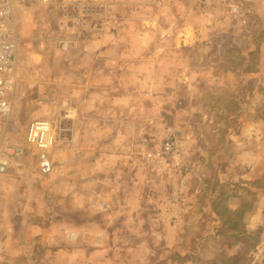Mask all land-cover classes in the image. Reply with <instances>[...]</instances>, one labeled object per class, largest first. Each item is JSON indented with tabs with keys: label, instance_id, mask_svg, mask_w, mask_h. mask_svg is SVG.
I'll return each instance as SVG.
<instances>
[{
	"label": "rangeland",
	"instance_id": "rangeland-1",
	"mask_svg": "<svg viewBox=\"0 0 264 264\" xmlns=\"http://www.w3.org/2000/svg\"><path fill=\"white\" fill-rule=\"evenodd\" d=\"M252 1L216 0L215 18L201 13L200 0H169L162 8L130 0L30 5L36 27L31 47L43 60L17 87L8 140L24 143L35 121L58 126L65 119V128H77L87 122L77 120L79 111L111 112L119 98L121 118L109 126L124 124L127 133L104 136L106 121L95 117L97 151L85 145L78 157L58 145L50 153L53 171L43 175L37 151L31 150L23 164L0 177V264L224 262L216 256L220 234H210L217 226L214 217H201L203 229L196 224L185 231L182 216L176 227L177 218L161 215L159 204L171 191L170 182L177 193L181 181L202 174L205 196L213 188L222 197L216 208L226 225V246L239 240L254 206H264V52L254 31ZM230 5L239 13L231 14ZM226 21L239 26L236 33L222 34L225 26L220 35L201 32ZM157 50L165 52L155 55ZM171 130L176 155L150 159ZM126 149L131 153H113ZM235 154L243 159L222 183L218 174L231 167ZM90 160L94 169L87 167ZM134 192L144 198L141 214H120L131 203L125 193L129 198ZM231 194L242 201H231ZM240 203L241 210L233 212ZM168 229H176L177 236L170 238ZM251 238L245 239L248 249L259 240L257 234ZM198 253L202 260L190 256Z\"/></svg>",
	"mask_w": 264,
	"mask_h": 264
},
{
	"label": "crops",
	"instance_id": "crops-1",
	"mask_svg": "<svg viewBox=\"0 0 264 264\" xmlns=\"http://www.w3.org/2000/svg\"><path fill=\"white\" fill-rule=\"evenodd\" d=\"M30 5H31L30 3H24V4L15 3L14 18L9 21L10 26H12L15 29L17 38H18V62H19L18 78H17L18 85L20 82L23 81L22 78L24 76L27 77V73L29 76V74L35 72L34 71L35 66H33V64L34 63L41 64L43 60L42 56L39 53L34 52L33 48L31 47V45L33 44L34 36L36 35V27L30 21L31 13H28L30 9L29 8ZM250 5H252V9L254 11V17L256 16V20L254 21L255 28H254V25H253V28H254V31L257 30V33H255V35L257 34L258 36L257 42H258V45L260 43L261 45H263L262 52H264V0H253L252 2H250ZM216 26L217 27L213 28L212 31L211 30L209 31L208 28L206 30L202 28L201 32H205L208 35H212L216 33L220 35L221 33H219L220 32L219 28L222 26H225L223 30L224 32L222 31L223 32L222 34L225 33L226 29L232 30L233 33H236L239 27L233 23L231 24L228 21H226L225 23L219 26L216 24ZM185 30L186 28L182 29V31H180V34L184 33L183 31ZM235 37L238 38V35L237 36L235 35ZM109 52L110 50L107 49L106 53H104L103 55L106 56ZM161 52H165V50L164 51L157 50L155 55H158ZM259 52L260 51L258 50L257 52L258 57H259ZM252 76L254 77V75ZM260 82L261 81H259V84ZM87 102L89 101L87 100ZM121 102H124V101L121 98H119V101L117 103H114L115 106L113 107V110L111 106L110 109L112 111L111 112L109 111L107 113L105 111L101 113H88V112L84 113L82 111H79V112L76 111L78 112L76 114L77 120H80V122L81 120H87V122L85 123L81 122V126H77V128L72 127L73 143L71 145L64 146V149L66 150V148L67 149L71 148V151L76 153L78 157L82 156L81 152H84L85 145L87 148H90V150L91 148H93L94 151H97L96 144L98 142L96 141L94 143V139L92 135V132L94 130L91 132V129L94 126L93 119L95 117L101 118L103 121H106V124H104L103 126L104 136L113 135L114 137L115 136L125 137L127 131H125L123 128L124 124L118 127L113 126L111 129L109 126L111 124H114V122L117 119L121 118L120 112L122 111L121 109L123 108V106L120 105ZM89 117H92V118H89ZM107 123H108V126H107ZM135 134H136V131H134V136ZM110 141H104L102 143H104L103 145L110 147ZM263 141H264V131H263ZM244 151L245 152H242V153H245L243 156H246V158L249 157L248 156L250 155L249 150L247 149ZM106 152L111 153L112 151L107 150ZM119 152L131 153V151L127 149L117 150L116 152H113V153H119ZM233 158L234 159L230 160L231 167L225 170L224 172L221 171V173L218 174L219 179L220 178L223 179V180L221 179L222 183L226 182L227 180L230 181L231 176H232V171H233L232 165L234 166L238 165L240 161L243 159V157L238 156L237 154H235ZM92 161L93 160H90V162L87 164V167L94 169L95 160L93 162ZM107 164H105V166H107ZM78 170H79V167H78ZM126 175H127V171H126ZM88 177L91 178L90 182L94 181L92 176L88 175ZM123 182L124 184L128 183L126 178H124ZM134 182L135 180L133 181V183ZM170 183L171 185H169V188H171V191L165 197L164 199L165 202H163L162 204H159L160 205L159 210H160L161 215H165L168 217L174 216L175 218H177L175 219L176 221L175 223H177L176 227L180 225V223H178V220H181V216H182V218L184 219V223L186 225L185 226L182 225L181 227H183L184 230L186 228V230L190 232L194 231L196 227L199 225L202 226L201 228L203 229L204 225L202 223V218L205 217L206 215L212 216L216 219L217 226L215 225L216 227H214V230H212V233L210 234H214L215 237L217 233L220 234L218 239H220L221 237L222 247L220 249V255H216V256L220 257L221 261H224L221 264H264V206L263 205L256 204V206H254L252 212L247 215L248 219L246 220L245 227L243 226V228H241L242 234L239 236V240L234 242V244L231 246H226L225 241H222V237L226 236V233H224L226 225L223 222L222 212H220L218 208H216V205L218 204V202L220 201L222 197L217 195L215 192L216 190H214L213 188L210 194L205 196V184L203 183L202 174L198 175V178L196 181H194L191 178H189L188 180L185 179V181H181L180 186H178V189L181 187L180 189H182V191H179V192L177 191V193L174 190L176 188L173 187V182H170ZM134 185L137 186L138 183L135 182ZM258 197H261V195H258ZM143 199L144 198L139 192H134L130 194L129 198L127 197V193H125V201L128 200L131 203L129 207L126 204V206L121 208V211L119 213L120 214L122 213L123 215H127V216L140 215L141 210L143 209L141 207L142 206L141 201H143ZM150 199H151L150 203H153L152 200H154V198H150ZM228 199H230L231 201L232 200L236 201L238 199L239 201H242L241 200L242 198L240 199L239 196L233 195V194H231V196L228 197ZM203 202H206V205H204V208L202 209ZM241 208H242V203H240L239 206L232 207V210L233 212H237V211H240ZM196 224H199V225L196 226ZM178 231H182V229L179 228ZM234 231L236 232L238 230H234ZM167 232H168L167 233L168 235L172 234L170 238H172L173 236H177L176 229L175 230L168 229ZM256 234L259 237L258 242L255 245H253L251 249L246 248L249 244V241H245V239L248 240L251 237L255 236ZM170 238L167 239L168 243L174 244V245L180 243L179 241L169 240ZM196 242L198 243V246H199L201 242H203V240L198 239ZM199 254L200 253L195 254V255L190 254V256L195 259L202 260V256Z\"/></svg>",
	"mask_w": 264,
	"mask_h": 264
},
{
	"label": "built area",
	"instance_id": "built-area-1",
	"mask_svg": "<svg viewBox=\"0 0 264 264\" xmlns=\"http://www.w3.org/2000/svg\"><path fill=\"white\" fill-rule=\"evenodd\" d=\"M61 0H0V177L7 175L14 165L25 162L31 150L37 151L39 169L43 175L53 171L50 153L59 145L73 143V129L64 127V120L58 126L47 121H35L27 130L25 142L15 144L8 140L9 127L14 113V98L18 85V38L15 29L9 21L14 18L15 3H30L38 8L48 7ZM169 0H130V4L148 5L162 8L167 6ZM216 0H200L201 13L210 18L218 14ZM218 1V0H217ZM225 2V0H222ZM231 14H238L239 9L229 6ZM168 136L162 150L149 158L165 161L173 159L178 149L176 133ZM178 165V164H177ZM188 171V169H186Z\"/></svg>",
	"mask_w": 264,
	"mask_h": 264
}]
</instances>
